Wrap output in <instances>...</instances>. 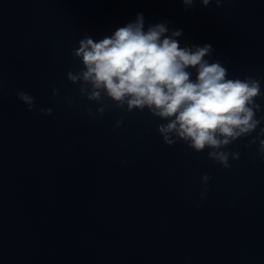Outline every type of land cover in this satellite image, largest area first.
I'll list each match as a JSON object with an SVG mask.
<instances>
[{
  "label": "clouds",
  "instance_id": "obj_1",
  "mask_svg": "<svg viewBox=\"0 0 264 264\" xmlns=\"http://www.w3.org/2000/svg\"><path fill=\"white\" fill-rule=\"evenodd\" d=\"M194 2L182 0L186 9ZM211 2L200 0L205 7ZM215 2L219 7L222 0ZM168 33L166 23L145 30L143 14L138 13L134 22L99 41L85 35L73 50L82 67L68 71L67 79L79 85L82 97L98 105L96 114L103 116L113 105L129 113L147 109L152 116L166 121L157 125L166 145L183 141L197 153L207 149L209 159L230 170V156L236 160L239 153L224 149L251 136L264 122V116L257 118L261 105L256 101L264 98L260 80L251 76L229 79L228 69L219 60L209 61L212 45L181 47L177 37L182 30ZM58 91L53 88V96ZM17 98L29 112L35 109L34 98L28 93L19 91ZM106 98L112 105L105 103ZM86 111L95 118L91 107ZM40 113L51 115L52 109H40ZM122 123L118 120L115 127ZM261 137L264 128L250 143H258V153L264 158ZM210 179L205 173L201 182L207 184Z\"/></svg>",
  "mask_w": 264,
  "mask_h": 264
}]
</instances>
